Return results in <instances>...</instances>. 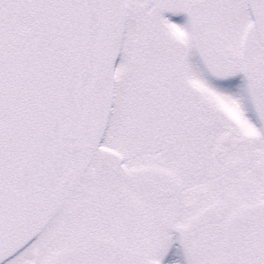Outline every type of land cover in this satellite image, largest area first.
I'll return each mask as SVG.
<instances>
[{"label":"snow or ice","instance_id":"1","mask_svg":"<svg viewBox=\"0 0 264 264\" xmlns=\"http://www.w3.org/2000/svg\"><path fill=\"white\" fill-rule=\"evenodd\" d=\"M0 264H264V0H0Z\"/></svg>","mask_w":264,"mask_h":264}]
</instances>
